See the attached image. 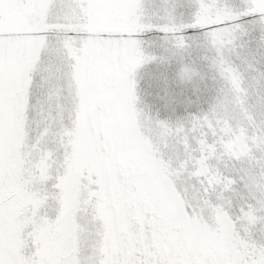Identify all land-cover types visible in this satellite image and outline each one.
<instances>
[{"label":"snow or ice","instance_id":"1","mask_svg":"<svg viewBox=\"0 0 264 264\" xmlns=\"http://www.w3.org/2000/svg\"><path fill=\"white\" fill-rule=\"evenodd\" d=\"M180 6L0 0V264H264V0ZM152 63L180 90L207 64L208 111L140 109Z\"/></svg>","mask_w":264,"mask_h":264},{"label":"rangeland","instance_id":"2","mask_svg":"<svg viewBox=\"0 0 264 264\" xmlns=\"http://www.w3.org/2000/svg\"><path fill=\"white\" fill-rule=\"evenodd\" d=\"M166 2H176L182 5L177 9V20L184 23L190 22L195 11V8L191 7L194 0H149L151 10L160 15L163 14L162 8ZM228 2L239 7L242 0H228ZM245 26L249 34L245 37L246 48L243 49V52L248 59L260 61L261 53L264 52V49L259 47L260 32L258 29H254L249 22H245ZM162 39L163 34L158 32L146 34V42L143 45L145 53L157 57L165 56L166 53L161 46ZM260 66L264 67V65ZM203 67L204 79L199 87L180 90L166 83V79L161 73V65L157 63L145 65L136 75V92L140 101L138 107L151 117L170 123L186 120L208 111L216 96L217 86L207 64ZM35 95H39L38 91H35ZM251 103H255L254 98Z\"/></svg>","mask_w":264,"mask_h":264}]
</instances>
